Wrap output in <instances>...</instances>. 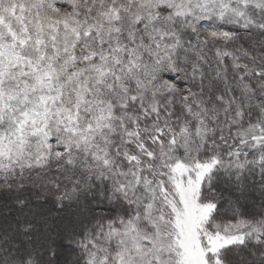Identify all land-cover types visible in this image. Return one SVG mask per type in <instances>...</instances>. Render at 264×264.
<instances>
[{"label":"snow or ice","instance_id":"6c2138e0","mask_svg":"<svg viewBox=\"0 0 264 264\" xmlns=\"http://www.w3.org/2000/svg\"><path fill=\"white\" fill-rule=\"evenodd\" d=\"M0 264H264V0H0Z\"/></svg>","mask_w":264,"mask_h":264}]
</instances>
